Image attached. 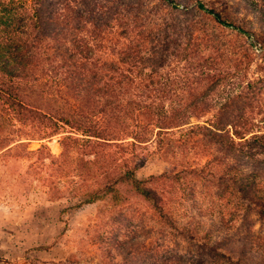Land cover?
<instances>
[{
  "label": "trees",
  "instance_id": "trees-1",
  "mask_svg": "<svg viewBox=\"0 0 264 264\" xmlns=\"http://www.w3.org/2000/svg\"><path fill=\"white\" fill-rule=\"evenodd\" d=\"M150 2L0 0L2 186L11 159L28 160L32 190L73 206L130 183L170 249H149V264H264V8L231 20L198 0L188 19L173 0ZM56 136L55 155L43 141ZM151 152L165 166L141 181ZM186 176L239 192L214 195L209 232L174 217L175 193L141 187ZM226 229L241 245L210 242Z\"/></svg>",
  "mask_w": 264,
  "mask_h": 264
},
{
  "label": "rangeland",
  "instance_id": "rangeland-1",
  "mask_svg": "<svg viewBox=\"0 0 264 264\" xmlns=\"http://www.w3.org/2000/svg\"><path fill=\"white\" fill-rule=\"evenodd\" d=\"M122 1L133 5L152 3V0ZM173 1L177 4L173 12L180 13L186 8L183 10L189 11L186 18L190 19V13L194 11L192 8L198 0ZM199 1L222 11L231 20L246 17L257 20L253 14H259L264 8V0H253V5L248 0ZM234 9H238L239 14H235ZM43 142L51 153L56 155L60 152L58 136ZM41 143L32 141L27 149H36ZM149 150L152 151V148L149 147ZM7 162L5 168L15 178L4 189L0 177V257L3 259L0 264H149L146 255L149 249L155 258H159L164 250H170L158 241L156 232L150 233L152 229H147L149 225L143 218L148 204L140 196L130 195L134 193L130 183H119L114 191L94 203L73 206L79 199L51 201L40 190L31 189V178L26 174L28 160L11 159ZM200 162H204V159H200ZM164 166L158 155L151 152L136 176L143 181L148 175L160 172ZM154 185L143 182L141 187L153 193H175L174 197L171 196L175 200L172 206L174 217L181 225L190 222L208 232L211 231L207 227L210 217L218 216L223 209L214 195L239 193L232 183L225 179L217 182L211 177L186 176L176 182L159 181V188ZM161 225L154 223L153 227L156 231H163ZM212 234L208 238L213 245L227 244L223 235L230 237L229 243L232 245H241L234 229ZM156 244H161V247L153 249ZM187 247L186 244L179 246L182 251ZM234 255L239 253L235 252Z\"/></svg>",
  "mask_w": 264,
  "mask_h": 264
}]
</instances>
